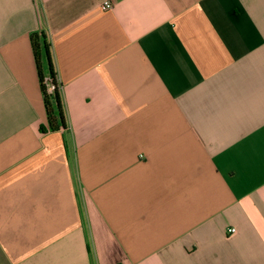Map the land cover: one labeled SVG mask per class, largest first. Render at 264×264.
<instances>
[{
  "label": "crops",
  "instance_id": "obj_1",
  "mask_svg": "<svg viewBox=\"0 0 264 264\" xmlns=\"http://www.w3.org/2000/svg\"><path fill=\"white\" fill-rule=\"evenodd\" d=\"M0 264H264V0H0Z\"/></svg>",
  "mask_w": 264,
  "mask_h": 264
},
{
  "label": "trees",
  "instance_id": "obj_2",
  "mask_svg": "<svg viewBox=\"0 0 264 264\" xmlns=\"http://www.w3.org/2000/svg\"><path fill=\"white\" fill-rule=\"evenodd\" d=\"M31 40L36 56L41 86L44 92L49 127L52 130H56L65 125V117L58 88L57 73L52 59L51 44L45 32L33 33L31 35ZM46 74H49L53 78L54 84H56L52 93L47 91V87L44 82Z\"/></svg>",
  "mask_w": 264,
  "mask_h": 264
},
{
  "label": "built area",
  "instance_id": "obj_3",
  "mask_svg": "<svg viewBox=\"0 0 264 264\" xmlns=\"http://www.w3.org/2000/svg\"><path fill=\"white\" fill-rule=\"evenodd\" d=\"M112 7H113V4H112L111 1H105L103 3V8L104 9H110ZM44 82L46 84L47 91L49 93H52L54 91L55 87H56V84H54V82H53V78L49 74H46ZM229 230H230L231 233H235L237 231V228L232 226Z\"/></svg>",
  "mask_w": 264,
  "mask_h": 264
}]
</instances>
